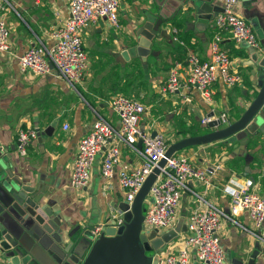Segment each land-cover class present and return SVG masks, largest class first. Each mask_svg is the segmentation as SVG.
<instances>
[{"label": "crops", "instance_id": "obj_1", "mask_svg": "<svg viewBox=\"0 0 264 264\" xmlns=\"http://www.w3.org/2000/svg\"><path fill=\"white\" fill-rule=\"evenodd\" d=\"M69 1L8 0L5 17L15 55L31 48L52 47L55 42L52 33L69 17ZM214 1L222 8L223 0ZM119 4L117 27L97 21L82 30L89 68L76 91L56 71L45 76L23 73L14 58L0 55V143L3 148L12 149L6 178L18 179L21 185L34 189L33 195L41 196L42 205L55 212L66 230L97 228L112 216L120 217L118 205L125 200V192L119 186L118 172L131 171L142 164L138 152L124 145L120 164L107 183L100 174L102 154L99 153L89 184L80 190L70 186L78 143L90 132L96 117L119 128L118 119L107 105L116 95L114 91L126 90L143 104L146 112L141 116L140 130L160 133L171 145L213 131L200 124L211 110L217 115H228L229 125L237 122L258 91L251 73L258 70L259 74H264L258 65L263 52L255 55L248 48L236 47L231 40H224L233 69L243 77L242 83L228 89L218 81L211 103L204 102L196 89L181 92L190 96V103L179 94L164 96L161 89L172 68L177 66L180 78L185 79L187 53L196 54L202 61L209 59L216 15L203 24L194 20L191 12L192 18L184 20L188 8L180 7L176 0H120ZM150 12L153 22L159 19V12L166 21L161 27L162 36L152 41V52L142 61L132 53L134 30ZM237 14L264 36V0H242ZM173 19L182 21L179 30L172 25ZM174 37L183 45L175 42ZM260 42L264 49V41L260 39ZM123 52L128 53V59L123 57ZM137 64H141L140 70ZM64 125L68 128L64 129ZM48 127L53 128L52 136L41 137ZM27 129L37 130L39 135L24 157L17 153L16 143L18 132ZM135 148H141L139 143ZM175 156H182L204 170L208 184L189 182L170 229L176 230L178 235L163 250L153 254L152 264L156 258L159 262L166 254L178 251L189 216L209 206L217 207L224 214L217 232L226 252L224 264H264V243L257 238L259 229L245 212L233 216L231 200L222 192L225 186L238 189L249 183L253 190L264 195V133L257 131L247 136L244 132L238 133L209 144L190 146ZM228 215L231 220L226 218ZM192 264L199 263L193 260Z\"/></svg>", "mask_w": 264, "mask_h": 264}, {"label": "built area", "instance_id": "obj_2", "mask_svg": "<svg viewBox=\"0 0 264 264\" xmlns=\"http://www.w3.org/2000/svg\"><path fill=\"white\" fill-rule=\"evenodd\" d=\"M241 2L223 0L222 12L216 14L213 22L209 59L202 61L196 54L187 53L185 79L180 78L177 66L172 68L161 89L164 96L179 94L185 102L190 103V96L181 92L196 89L204 102L211 103L216 94L214 85L218 81L228 89L242 83L243 77L233 69L224 40H231L234 46L248 47L255 52H262L263 48L252 27L237 14ZM7 8L8 0H0V55L14 58L23 73L45 76L56 71L74 91L84 82L89 68L82 38L83 28L97 21L118 26L119 0H70L69 17L60 22L52 33L53 46L31 48L21 55H15L9 42L10 29L5 17ZM173 40L183 45L177 37ZM107 105L118 119L119 128L115 129L103 118L96 117L90 132L78 143L70 172V186L80 190L89 184L91 169L99 153L102 154L100 174L107 183L120 164L121 146H130L141 156L142 164L131 171L120 170L118 182L125 192V201L132 204L170 145L162 134L157 133L152 137L151 133L140 130V119L146 112L143 104L123 95H115L107 101ZM210 113L212 117L206 115L200 121L203 128L212 121L218 123V128L229 125L228 115H217L214 110ZM67 128L64 125V129ZM38 135L39 132L34 129L20 130L17 134V153L25 157ZM137 143H141L139 150L135 148ZM190 181L208 184L204 170L192 165L188 159L174 155L166 160L148 193L143 219L146 229L166 232L172 228L177 208ZM222 192L231 200V214L235 216L245 212L259 229L257 238L264 243V195L253 190L249 183L238 189L225 186ZM222 217V211L214 206L193 212L187 219L185 236L178 251L166 254L158 264H192L193 260L199 264H224L226 252L217 235ZM226 218L232 219L231 215ZM112 219L116 221V227L122 225L120 217L112 216Z\"/></svg>", "mask_w": 264, "mask_h": 264}, {"label": "water", "instance_id": "obj_3", "mask_svg": "<svg viewBox=\"0 0 264 264\" xmlns=\"http://www.w3.org/2000/svg\"><path fill=\"white\" fill-rule=\"evenodd\" d=\"M176 1L180 7L187 6L186 16H193L194 20L203 24L209 23L216 14L222 12L214 0ZM152 16L153 13H148L134 30L135 46L132 53L142 61L151 54L152 41L162 36L161 27L166 21L161 12L155 22ZM122 55L128 59L127 52ZM258 65L264 70V57ZM251 76L258 91L240 119L221 129L217 122L212 121L208 125L213 130L210 133L171 144L164 158L145 180L133 203L129 204L125 200L119 203L118 212L122 219L119 227L111 218L105 225L97 227L99 231L89 226L64 229L55 212L42 205L41 196L33 195L34 189L21 185L18 179L6 178L5 171L12 159V149L3 148L0 143V264H152L153 254L163 250L178 235L176 230L159 232L157 229H146L143 225L146 197L166 160L190 146L209 144L242 132L246 136L257 131L264 133V74L254 70ZM208 117H212V113ZM52 132L53 128L48 127L41 137H51ZM156 134L153 132L151 136ZM183 231H186V227ZM158 263L156 258L155 264Z\"/></svg>", "mask_w": 264, "mask_h": 264}, {"label": "trees", "instance_id": "obj_4", "mask_svg": "<svg viewBox=\"0 0 264 264\" xmlns=\"http://www.w3.org/2000/svg\"><path fill=\"white\" fill-rule=\"evenodd\" d=\"M188 19H190V17L187 16L184 20H188ZM173 21H174V22L172 23V25H173L176 29L179 30V29L182 27V25H183L182 21L177 22V21H175V19H173ZM176 36H177V34H176ZM182 41H183V40H182ZM183 42H184V41H183ZM136 66H137V68L140 70L141 64H137ZM114 93H116V95H123V96H125V97L131 98V99H135L134 96H131L132 94H128V91L123 90V89H120V90L114 91ZM114 96H115V95H114Z\"/></svg>", "mask_w": 264, "mask_h": 264}, {"label": "rangeland", "instance_id": "obj_5", "mask_svg": "<svg viewBox=\"0 0 264 264\" xmlns=\"http://www.w3.org/2000/svg\"><path fill=\"white\" fill-rule=\"evenodd\" d=\"M119 3H120V0H119ZM119 7H120V4H119ZM253 29V32H254V34H255V36H256V39L260 42V39H262L263 41H264V37H262L261 36V34L259 33V32H257L255 29H257V27L255 26V29L254 28H252ZM261 43V42H260ZM245 48H248V47H245ZM249 49V48H248ZM251 50V49H250ZM252 52H254V54L256 55L257 54V52H255L254 50H251ZM147 198L148 197H146V200H147ZM220 245H221V243H220ZM227 259V258H226Z\"/></svg>", "mask_w": 264, "mask_h": 264}]
</instances>
